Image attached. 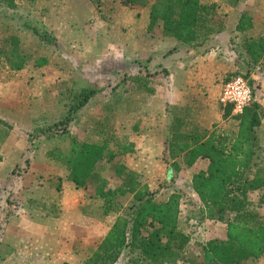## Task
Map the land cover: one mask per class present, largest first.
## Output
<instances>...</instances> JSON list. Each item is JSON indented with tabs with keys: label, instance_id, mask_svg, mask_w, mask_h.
<instances>
[{
	"label": "rangeland",
	"instance_id": "374dc122",
	"mask_svg": "<svg viewBox=\"0 0 264 264\" xmlns=\"http://www.w3.org/2000/svg\"><path fill=\"white\" fill-rule=\"evenodd\" d=\"M150 1L141 0L135 6H128L122 0H100V7L92 0H36L32 4L14 0L13 8L0 3V45H6L10 36H17L21 53L30 57L21 70L9 69L7 60L0 64V118L12 126L7 129L0 125V264H38L40 255L49 257L50 264H87L101 242L102 229L109 223H101V217L105 216L102 200L89 198L82 190L86 203H80L77 209L72 204L79 195L61 199L63 189L56 186L66 181L68 171L60 163H50L46 152L53 148L67 149L71 137L80 142L108 138L110 123L113 125L124 117L116 112L115 106L129 102L128 97L119 96L118 88L122 85L123 93H127L131 85L130 81L126 82L127 75L137 71V67H129L130 55L145 49L148 33L161 28L160 22L151 23L147 5ZM202 1L216 2L227 25H233L241 9L253 10L264 17V0H244V5L238 4L239 0ZM102 12L105 19L101 18ZM31 27L47 30L54 42L41 41ZM249 35L264 36V18L258 31ZM232 39L238 56L242 37L236 35ZM38 58H45L47 64L37 67ZM143 64L144 61L139 64V76L158 73L144 68ZM262 73L264 66L244 64L243 70L233 74L248 80L252 101L257 103L264 99ZM82 88L102 91L88 101L83 111L74 114L68 126L69 135H59L53 123L63 117L73 96ZM125 121V118L121 121L123 128ZM101 123L105 124L103 133ZM30 161L39 164L32 171ZM42 162L49 163L50 173L42 171ZM188 174H174L172 181L163 182L151 191L156 202L166 201L172 193L180 194L178 230L187 237V242L180 252L179 264H198L205 242L225 239V225L206 217L191 185L186 186ZM100 177L117 185L110 163L105 160L100 161L91 177L93 187ZM180 177L181 181L177 180ZM64 188L71 194L69 188ZM77 191L82 192L79 188ZM248 199L251 202L248 208L256 211L264 222V205L257 206L259 194L251 192ZM45 200L51 203L45 206ZM132 202L130 194L119 198L111 216L126 217ZM43 223L50 236L46 240H52L50 244H40L36 237ZM177 243L171 241L169 245L174 248ZM115 264L151 263L140 256L138 249L126 248ZM241 264H264V254Z\"/></svg>",
	"mask_w": 264,
	"mask_h": 264
},
{
	"label": "trees",
	"instance_id": "16d2710c",
	"mask_svg": "<svg viewBox=\"0 0 264 264\" xmlns=\"http://www.w3.org/2000/svg\"><path fill=\"white\" fill-rule=\"evenodd\" d=\"M26 1L32 4L36 0ZM92 2L97 7L102 4L100 0ZM140 2L122 0V4L128 6ZM0 3L9 8L15 7L14 0H0ZM147 5L151 23L160 22L163 35L187 45L197 40L206 41L210 36L223 32L227 26L216 2L151 0ZM101 18L105 19L103 12ZM252 27V17L243 11L235 25V31L243 40L240 56L246 57L244 63L247 66H264V36L252 38L245 34ZM31 29L41 41L47 44L54 42L55 38L47 30ZM19 43L17 36H10L6 45H0V64L7 60L11 70L24 68L30 57L21 53ZM46 64L45 58L35 60L37 67ZM100 91V88H82L73 96V102L63 117L53 123L59 135H69L68 126L74 120L76 111ZM227 108L225 115L231 113V108ZM234 117L238 121V129L229 137L216 138L212 134L205 137V133L203 135L197 131L184 132L182 120L175 117L169 125L166 141L170 160L167 183L172 181L174 173L180 171L177 158L186 156L185 164L188 167L200 158L206 160L204 169L191 174V188L203 206L206 217L225 225V239L205 242L198 264H241L264 254V222L256 211L248 208L251 204L248 195L251 192L259 194L257 206L264 205V160L257 158L261 148L258 130L264 120V109L253 100L243 107L241 114ZM0 125L12 128L1 118ZM46 157L64 166L68 171L66 180L83 190L89 198L101 199L104 215L117 209L119 198L132 195L133 202L127 216L115 220L87 264H115L126 248L138 249L147 263L179 264L180 252L187 242V237L178 230L180 194L172 193L163 202L154 201L153 192L141 181L140 175L129 169L118 155L106 153V144L80 142L71 137L66 153L53 148L46 152ZM104 160L110 163V169L118 180L117 185L100 177L93 187L91 177L100 161ZM56 188L60 189L61 185L58 184ZM171 241L178 242L177 246L173 248L169 245Z\"/></svg>",
	"mask_w": 264,
	"mask_h": 264
},
{
	"label": "crops",
	"instance_id": "0c3cea01",
	"mask_svg": "<svg viewBox=\"0 0 264 264\" xmlns=\"http://www.w3.org/2000/svg\"><path fill=\"white\" fill-rule=\"evenodd\" d=\"M239 2L238 4L244 5V0H239ZM240 11V14L245 11L252 17L253 27L245 32L250 36L251 31H258L260 21L264 17L258 16V13L253 10L241 9ZM240 14L235 18L233 25L228 24L220 34L212 35L206 41L197 40L192 45L180 43L172 37L163 35L160 27L157 30L154 28L150 31L145 39L146 44H143L145 49L138 50L135 53L132 52L133 55H130L129 67H137V71H129L130 74L127 75L126 82H131L128 92L123 93L122 85L118 88L120 91L119 96L129 98V102H123L115 106L117 108L116 112L124 114V117L121 120H115L113 125L110 123L112 128L110 131L108 130L109 134L106 133L108 138L101 141L86 142L106 144V153L111 152L118 155L124 164L138 173L141 181L152 190L163 184V182L169 181V177L166 176L170 164L166 152V141L169 134V125L174 117L182 120V131L184 132L197 131L203 135L205 133V137L212 134L216 138L229 137L236 133L238 121L232 111L230 114L225 115L228 108L220 102V97L225 78L233 75L237 70L244 69L246 57L244 55L240 56V54L236 55L239 51L236 49L235 43H231L234 40H230L236 35L241 36L235 31V25ZM240 47L242 48V46ZM238 58L241 60L238 61ZM141 61H144L142 65L144 68H148L150 71L154 69V73H158L155 76L146 74L143 77L139 76ZM254 75L251 76L252 79L255 78ZM261 77L264 78V73L261 74ZM140 89L143 91L141 92ZM258 103L264 109V99L258 100ZM84 108L83 106L76 113H80ZM107 118L105 116L106 120ZM124 118L126 128L121 126L123 124L121 121ZM104 125L101 123V133H103ZM230 127L231 130H229ZM258 137L261 148L258 151L257 158L258 160H264V120H262L259 127ZM68 149L69 147L67 149L60 148L59 150L66 153ZM185 161L186 156L184 155L177 158L180 171L174 174L179 176L182 173L187 174L189 172L188 178L185 180L187 186L191 185V174L204 169L207 163L206 160L200 158L193 166L188 167ZM49 162L53 163L55 161L51 160ZM34 165L39 164L30 161L31 171ZM41 165H43V172H51L48 167L49 163L42 162ZM58 175L62 176L60 173ZM65 177H67L66 173ZM177 180L181 181V177ZM64 186L69 188L71 194L67 192L68 190ZM61 188L63 189L61 199H67L70 195L75 197L79 195L75 202L71 203L72 207L78 209L80 203H86L83 191L80 189L82 194L77 191L73 183L66 180ZM45 201V206L47 203H51L50 200ZM60 203H62V200H60ZM115 219L111 216V213L101 217V223H108L109 221L106 227L101 225V227H105L102 229L101 239L112 227ZM8 227H11V224ZM39 228V235L36 237L40 244H50L52 240L51 242L46 240L50 239V236L47 233L48 230L45 224L43 223ZM36 253L38 252H35V255ZM36 261L38 262V259ZM39 261L41 262H38V264H50L51 260L49 257L40 255Z\"/></svg>",
	"mask_w": 264,
	"mask_h": 264
},
{
	"label": "built area",
	"instance_id": "2783aa9c",
	"mask_svg": "<svg viewBox=\"0 0 264 264\" xmlns=\"http://www.w3.org/2000/svg\"><path fill=\"white\" fill-rule=\"evenodd\" d=\"M220 102L229 106L234 115L241 114L243 107L252 102V89L245 77L233 75L223 81Z\"/></svg>",
	"mask_w": 264,
	"mask_h": 264
}]
</instances>
